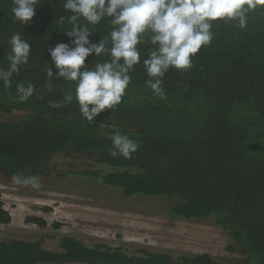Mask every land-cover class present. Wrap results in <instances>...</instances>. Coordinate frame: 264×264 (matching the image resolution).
Listing matches in <instances>:
<instances>
[{"label":"trees","instance_id":"1","mask_svg":"<svg viewBox=\"0 0 264 264\" xmlns=\"http://www.w3.org/2000/svg\"><path fill=\"white\" fill-rule=\"evenodd\" d=\"M12 6V0H0V67L7 68V40L13 33L30 43L31 52L29 66L13 74L10 88L0 81V114L7 117L0 119L5 177L19 186L32 184L14 177L99 181L120 198L158 196L171 202L168 218L209 221L235 241L242 264H264V8L249 13L245 29L214 21V38L193 57V67L169 68L162 78L164 99L146 85L142 60L150 46L138 45L141 63L130 73L122 102L89 122L75 97L60 108L49 107L50 100L62 101L73 91V82L54 77L53 89L44 87L47 67H52L47 49L69 41L63 31L71 25L58 21L70 10L57 0H41L31 21L22 24L13 18ZM109 30L102 20L90 39L98 42ZM103 59L92 54L85 63L92 67ZM18 83L35 86L26 102L18 100ZM116 132L139 144L131 158L110 155ZM61 158L91 164L59 170L52 161ZM10 221L0 191V224ZM25 221L47 224L32 215ZM58 247L47 249L40 239H0V264H223L207 253L173 257L127 251L99 242L89 245L69 234L59 238Z\"/></svg>","mask_w":264,"mask_h":264},{"label":"clouds","instance_id":"2","mask_svg":"<svg viewBox=\"0 0 264 264\" xmlns=\"http://www.w3.org/2000/svg\"><path fill=\"white\" fill-rule=\"evenodd\" d=\"M70 15L59 17L71 25L64 30L70 38L67 43L49 46L52 67H47L44 87L51 91L52 80L73 82L72 92L62 101H49V107L60 108L78 104L83 118L92 122L105 109H114L122 102L132 77L130 73L141 63L138 45H149L142 60L148 79L146 85L155 96L164 99L162 78L169 70H188L193 67V57L202 47H208L213 38V22L233 23L238 29L248 25L249 13L264 8V0H57ZM41 0H12L11 12L15 20L27 24L35 15V6ZM107 20L108 34L93 42L90 37L94 27ZM83 21V23H81ZM10 51L6 54L7 68L0 67V81L10 88L12 76L29 66L31 45L19 32L7 40ZM105 56L89 67L85 60L90 55ZM55 68V74L53 72ZM35 92L31 83L16 85L20 102H26ZM91 106V107H90ZM110 155L131 158L139 144L127 135L116 132L112 137ZM18 183L39 187L36 178L14 177Z\"/></svg>","mask_w":264,"mask_h":264},{"label":"rangeland","instance_id":"3","mask_svg":"<svg viewBox=\"0 0 264 264\" xmlns=\"http://www.w3.org/2000/svg\"><path fill=\"white\" fill-rule=\"evenodd\" d=\"M4 118L6 115L0 114V119ZM52 162L59 170L91 164L69 158ZM36 182L39 187L19 186L0 171L1 199L11 214L8 224H0V239H40L45 248L59 250V238L69 234L89 245L99 242L127 251L166 252L173 257L207 253L223 264H242L243 254L223 228L209 221L170 219L165 214L171 202L158 196L120 198L116 189L99 181L74 178ZM27 215L44 218L46 226L26 222ZM53 222H59V228L52 227Z\"/></svg>","mask_w":264,"mask_h":264}]
</instances>
